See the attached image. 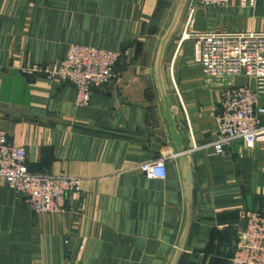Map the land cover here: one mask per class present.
<instances>
[{
	"label": "crops",
	"instance_id": "0c3cea01",
	"mask_svg": "<svg viewBox=\"0 0 264 264\" xmlns=\"http://www.w3.org/2000/svg\"><path fill=\"white\" fill-rule=\"evenodd\" d=\"M188 1L0 0V128L24 147L31 173L80 178L56 213H35L0 179V264L229 262L242 212L264 210V143L234 141L221 154L210 146L222 88L246 79H216L177 58ZM217 26L264 32V0L198 8L186 32ZM171 27L163 86L184 150L198 146L183 155L156 75ZM71 44L120 53L116 77L85 106L72 85L21 71L57 63ZM162 153H177L166 178L146 177L139 166Z\"/></svg>",
	"mask_w": 264,
	"mask_h": 264
},
{
	"label": "built area",
	"instance_id": "2783aa9c",
	"mask_svg": "<svg viewBox=\"0 0 264 264\" xmlns=\"http://www.w3.org/2000/svg\"><path fill=\"white\" fill-rule=\"evenodd\" d=\"M233 1L189 0L183 32L193 42V60L206 75L221 80L246 79V83L227 84L220 92L216 134L210 143L216 154H221L234 141H243L248 147L264 143V32H230L223 26L205 32H186L197 7L225 8ZM240 3L254 6L255 0H240ZM119 57L120 53L112 49L71 44L57 63H32L21 71L72 85L76 105L85 106L91 101L93 89L116 76L114 67ZM192 148L198 146L193 143ZM176 155L162 153L155 160L142 163L139 170L148 178L165 179L166 162ZM0 179L35 213L63 211L66 195L80 188V178L75 176L28 171L24 147L14 144L1 128ZM242 219L243 227L227 264H264V210H245Z\"/></svg>",
	"mask_w": 264,
	"mask_h": 264
},
{
	"label": "water",
	"instance_id": "95a60500",
	"mask_svg": "<svg viewBox=\"0 0 264 264\" xmlns=\"http://www.w3.org/2000/svg\"><path fill=\"white\" fill-rule=\"evenodd\" d=\"M171 30H172V27L169 29L168 33L163 37V39L161 41L160 49H159V53H158V58H157L156 75H157L159 89H160V92L162 95V100H163L164 116L168 122L173 143L175 145L177 152L179 154L183 155L185 150H184V147L182 145V138H181V135L179 134V132L176 128V122L174 120L173 112H172V109H171L170 104H169V98H168V96L164 90L162 75H161V70H160V61L162 59L163 49H164L165 43H166V41L170 35ZM188 181H190V180H188ZM188 191H190L189 187H188Z\"/></svg>",
	"mask_w": 264,
	"mask_h": 264
},
{
	"label": "rangeland",
	"instance_id": "374dc122",
	"mask_svg": "<svg viewBox=\"0 0 264 264\" xmlns=\"http://www.w3.org/2000/svg\"><path fill=\"white\" fill-rule=\"evenodd\" d=\"M198 8H202V7H197L196 8V10L198 9ZM196 10H195V13H196ZM194 16H195V14H194ZM185 37V35H183V32L181 31L180 32V35L178 36V37H175V39H176V44L178 43V41L180 42V43H182L181 44V48H180V51L178 52V59H181V58H186V59H188V60H193V42H192V40L191 39H188V38H184ZM182 39V40H181ZM171 54H172V52H171ZM168 59H170L171 58V55H168V57H167ZM120 59V57L118 58V60ZM194 61V60H193ZM118 62V61H117ZM117 64V63H116ZM199 64V63H198ZM114 70H115V67H114ZM203 70V69H202ZM203 73H204V71H203ZM115 74H116V72H115ZM205 74V73H204ZM117 75V74H116ZM206 75V74H205ZM116 77V76H115ZM114 77V78H115Z\"/></svg>",
	"mask_w": 264,
	"mask_h": 264
}]
</instances>
